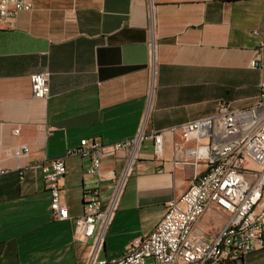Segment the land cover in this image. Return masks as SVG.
<instances>
[{
	"label": "crops",
	"instance_id": "0c3cea01",
	"mask_svg": "<svg viewBox=\"0 0 264 264\" xmlns=\"http://www.w3.org/2000/svg\"><path fill=\"white\" fill-rule=\"evenodd\" d=\"M33 1L11 26L0 22V264H84L94 239L76 233L83 191L98 185L105 206L128 151L104 157L99 180L87 172L89 157L67 150L83 138H130L143 122L148 131L177 126L214 113L220 100L251 104L264 82V0ZM44 70L50 94L36 98L30 76ZM177 144L192 142L165 132L157 158L154 140H144L102 258L147 236L205 170L176 163ZM62 156L70 217L55 219L43 165ZM228 216L212 204L194 231L211 239ZM116 239L124 243L113 253ZM239 264H264V244Z\"/></svg>",
	"mask_w": 264,
	"mask_h": 264
},
{
	"label": "built area",
	"instance_id": "2783aa9c",
	"mask_svg": "<svg viewBox=\"0 0 264 264\" xmlns=\"http://www.w3.org/2000/svg\"><path fill=\"white\" fill-rule=\"evenodd\" d=\"M33 6V0H0V22L11 26L20 11ZM150 54V63L154 66L152 42ZM251 66H257L255 59ZM50 76L47 70L31 74V88L36 98L49 96ZM165 132H180L184 143L192 142L189 147L176 145V163H204L205 170L194 176L181 195L168 202L164 216L147 236L134 240L117 258H102L100 251L105 233L139 150L144 140L151 138L155 156L160 158ZM15 133H19V128ZM124 149L128 151L126 160L121 171L112 176L113 188L108 203L103 205L98 185L85 187L83 191L84 211L76 218V233L81 239H94L84 264H239L247 254L263 246L264 82L249 105L233 107L230 102L220 100L216 111L210 115L152 131L146 130L143 122L134 136L114 142L83 138L79 146L67 150V155L89 157L87 172L100 180L103 158ZM43 171L51 194L52 216L69 218L61 188V180L67 173L65 157L44 164ZM4 172L0 168V173ZM212 204L229 216L224 226L211 239H206L194 229ZM199 247H207V254H199Z\"/></svg>",
	"mask_w": 264,
	"mask_h": 264
},
{
	"label": "rangeland",
	"instance_id": "374dc122",
	"mask_svg": "<svg viewBox=\"0 0 264 264\" xmlns=\"http://www.w3.org/2000/svg\"><path fill=\"white\" fill-rule=\"evenodd\" d=\"M123 243L124 242H123L122 239H116V240H114V244L112 246V252L113 253H116L117 251H119L120 249H122Z\"/></svg>",
	"mask_w": 264,
	"mask_h": 264
},
{
	"label": "bare ground",
	"instance_id": "6f19581e",
	"mask_svg": "<svg viewBox=\"0 0 264 264\" xmlns=\"http://www.w3.org/2000/svg\"><path fill=\"white\" fill-rule=\"evenodd\" d=\"M199 254H207V247H199Z\"/></svg>",
	"mask_w": 264,
	"mask_h": 264
}]
</instances>
